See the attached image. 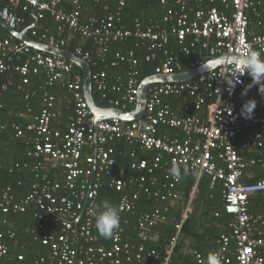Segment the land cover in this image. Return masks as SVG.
<instances>
[{
  "label": "built area",
  "instance_id": "1",
  "mask_svg": "<svg viewBox=\"0 0 264 264\" xmlns=\"http://www.w3.org/2000/svg\"><path fill=\"white\" fill-rule=\"evenodd\" d=\"M4 1L6 5L0 9V19L13 29L23 23L13 11L16 7H21L23 11L31 9L38 21L45 14H49L56 23V34L30 29L29 35L48 45L59 48L69 45L70 40L62 37L67 30L70 39L78 36L82 40H91L101 57L112 41L134 38L147 47L149 53L145 56L146 62L161 57V62L154 69V75L177 74V56L167 48L171 36L180 45L187 38L190 39L183 53L193 60L196 59L198 50L211 59L226 54L246 56L250 46L264 55V22L262 33L248 38V15L256 14L257 11V4L253 0H209L210 3L219 1L230 7L231 13L215 8L204 11L201 8L194 12L191 19L188 0H176L173 6L162 0L165 14L161 23L149 21L145 24L136 20L132 29L119 28L116 25L120 21L119 14L100 20L90 18L82 23L79 0ZM126 1L118 0L119 8L124 7ZM65 2L71 6L69 11L63 7ZM31 50L33 49L10 35L8 38L0 37V72L7 70L6 61L11 62L14 57L19 60L18 55L25 54L24 63L14 67V72L22 78V83H28L30 74H44L46 87L58 85L68 94L73 107L65 132H62L52 126L58 118V113L54 111L58 99L47 91L43 93L40 112L26 126V131L35 135L27 157L37 161L35 172L43 169L42 183L34 185L24 201L16 202L8 190L1 197L0 207L3 213H24L28 205L34 204L39 230L45 227V217H52L60 222L59 235H42L41 243L49 247V255L47 259L42 258L36 264H122L133 259L139 264H171L170 257L182 223L191 212L190 204L182 214L180 224L176 226L177 233L170 241L165 259L158 262L159 253L154 250L147 251L143 245L136 246L125 235L121 224L123 214L134 211L139 194L127 192L128 183L120 179L111 180V186L121 193L117 206L120 229L113 238L108 239V246L99 242L100 238H104L98 234L94 222L98 189L95 181L102 174L109 175L115 166L114 151L106 145L120 139L137 144L140 150L156 152L152 163L141 159L131 164V169L136 173L133 182L143 194L152 195L160 201L176 200L178 194L174 193V189L180 181L169 175V168L173 164L187 167L197 177L208 176L210 187L221 182L224 212L232 217L230 227L235 249H231L228 237H221L213 253L221 257L222 264H231L232 257L235 264H264V218L249 213V198L264 193V179L254 183L244 181L247 170L261 161L245 162L233 145L235 137L242 129L241 121L245 120L236 108L235 94L251 79L247 73L240 76L242 83L231 94L223 80L227 74L233 72L243 74L239 64L221 67L181 83L152 85L144 115L133 122L123 123L94 118L84 97L83 76L74 73L72 63L36 50L32 53ZM74 54L88 64L91 61V52L84 51L80 45L75 48ZM125 60L129 63L126 75H115L111 82L108 81L105 71H91L92 93H97L110 107L123 110L126 107H135L142 82L138 81L137 59L129 53L120 57V61ZM117 65L118 63L112 64ZM189 68L192 70L196 65L191 63ZM7 87L8 85H3L1 90L6 91ZM254 88L259 100L245 126L256 125L259 131L248 139L243 148L264 150V95L258 91L257 86ZM181 95L193 99L195 114L187 116L171 108L167 99ZM13 128L15 138H20L23 135L22 128L16 125ZM169 129L178 130L185 138L170 136L167 132ZM85 148H91L92 154L84 156ZM59 168L65 171L63 183L47 178L46 175L51 170ZM158 169L163 171L168 181L163 186L164 193L153 190L157 182L154 172ZM61 191L65 193L62 194ZM193 194L194 191L190 195L191 199ZM166 211L167 209L156 208L138 217L137 238L140 241L148 240L149 229L165 220ZM13 236L10 234L11 238ZM1 239L3 236L0 234V260L8 255V247ZM17 260L21 262L23 257L18 256ZM195 260V264H204L200 254H195Z\"/></svg>",
  "mask_w": 264,
  "mask_h": 264
},
{
  "label": "trees",
  "instance_id": "2",
  "mask_svg": "<svg viewBox=\"0 0 264 264\" xmlns=\"http://www.w3.org/2000/svg\"><path fill=\"white\" fill-rule=\"evenodd\" d=\"M79 1L81 4L80 20L82 23L90 18L100 20L109 15L116 16L119 14L118 18L120 21L119 23L116 22V25L119 28L132 29L136 20L143 21L145 24H148L149 21L161 23L165 14L161 5L162 0H127L122 8H119L118 0H101L99 2L92 0ZM165 1L171 6L176 2V0ZM253 1L257 4V15L255 13H249L248 15L250 18V25L248 27L249 39L262 33L264 22V0ZM187 2L188 8L191 9L190 19L193 17L194 12L201 8L204 11L215 8L219 11L225 10L231 13L230 7L222 5L219 1L210 3L209 0H188ZM5 5L6 2L0 0V9ZM63 7L68 11L71 9L68 2L63 3ZM13 11L23 20V23L16 28L17 31L21 32L31 25V9L23 11L21 7H16ZM37 29L42 33L44 30H47L48 33L54 35L57 31L56 25L49 14H45L44 18L39 21ZM68 35L69 32L67 30L62 34V37L70 40L69 45L63 47V49L75 53V48L80 45L84 51L91 52V61H89L91 71L93 73L95 71H105L110 82L115 75L122 77L126 75L129 63L127 60L120 61V57L129 53H132L133 57L138 61L136 70L138 71L139 82L153 76L154 69L161 62V57L154 61L146 62L145 56L149 53L147 47L134 38L112 41L107 45L105 54L99 57L97 47L91 40H82L78 36L70 39ZM0 37H9V34L1 27ZM189 41L190 39L187 38L186 42L180 45L174 36H171L167 45V48L177 56L179 63V69L176 70L177 73L191 70L189 68V64L191 63H194L197 67L211 59L199 50L195 60L183 53V49ZM31 52L33 53L34 51L31 50ZM18 56L19 60H17V57H14L13 61H6L7 70L0 72V203L3 193L7 190L16 202H21L30 195L34 185L42 183L43 169L35 172L34 166L37 161L34 158L27 157V152L32 147L35 135L26 131V126L32 122V117L40 112L41 100L45 91L55 97H58V94L63 91L58 85L50 88L46 87L44 74H30L28 76V83L23 84L22 78L14 72V67L23 64L26 60V55L22 54ZM261 58L264 59V55H261ZM113 63H118V65L112 66ZM73 70L74 73L82 76V72L77 66L74 65ZM249 83H251L250 80L247 81L245 86ZM3 85H8L6 91L1 90ZM244 87L236 92L234 98L236 108L240 112L241 106L247 100H254L256 104H258L259 100L254 86L247 92V95L242 96L241 91ZM92 96L98 106L110 107L100 99L97 93L93 92ZM167 102L179 114L182 113L190 116L196 113L193 99L190 97L184 95L174 96L167 99ZM57 105L58 101L54 111L60 115L61 110L62 114L60 115L61 118L56 119V122L52 126L65 132L68 119L73 113V107L69 97L63 101V105ZM56 108H59V112ZM133 108L132 106L126 107V110L131 111ZM245 120L241 121L242 129L235 137L233 145L238 155L243 160L248 161L254 155L247 154L242 149V145L248 141L250 132L249 127H245ZM15 125L20 126L23 130V135L20 138H15L13 128ZM167 132L172 137L185 138L178 130L169 129ZM106 147L113 149L116 164L111 169L109 175L102 174L95 181L98 184L95 216L100 211V206L104 201H108L116 207L118 206L121 193L116 192L111 186V180L120 179L128 183L129 189L127 192H137L139 194L134 211L123 214L124 219L121 221V224L124 227L125 235L136 246L143 245L147 251L154 250L159 253L158 262L165 259V252L169 248L171 239L176 236V226L180 224L182 214L188 204H190L191 212L182 223L176 246L170 257L171 264H195V254H200L205 264L207 255L217 249V242L221 237H228L231 249H235L232 229L230 227L232 217L224 212L221 182H217L213 187H210V178L208 176L202 175L198 178L195 172L182 166L180 167L182 179L174 189V193L178 194V198L176 200L160 201L152 195L143 194L136 187L133 182L136 173L131 169V164L136 160L146 159L149 163H152L156 152L140 150L137 144L130 143L125 139L114 140L108 143ZM89 154H92V149L85 148L83 155ZM185 168L189 170L187 174H184L183 170ZM46 176L50 180L63 183L65 171L62 168L51 170ZM154 176L157 182L153 190L164 193L165 188L163 186L168 181L165 179L163 171L161 169L155 170ZM262 179H264V169L257 168L255 169V176L244 178V181L246 183H254ZM193 191L194 194L191 199L190 195ZM60 193L64 194L65 191H61ZM156 208L167 209L165 220L153 225L149 229L148 240L142 242L137 238V219L142 213ZM249 213L254 216H264V193H258L249 198ZM35 214L36 207L34 204L28 205L24 213L12 211L3 213L0 207V234L3 236L1 242L8 247V255L0 260V264H36L40 259L48 258L49 247L42 245L41 237L46 233L59 235L61 233V224L60 222H56L52 217H45V227L39 230ZM216 214H218L217 217ZM10 234L14 236L11 238ZM100 240L99 242L104 243L106 246L109 245L108 239L100 238ZM185 248L189 249L190 253L188 251L185 252ZM18 256H22L23 261L19 262L17 260ZM122 264L139 263L133 259L130 262H123ZM231 264H235L233 257Z\"/></svg>",
  "mask_w": 264,
  "mask_h": 264
},
{
  "label": "water",
  "instance_id": "3",
  "mask_svg": "<svg viewBox=\"0 0 264 264\" xmlns=\"http://www.w3.org/2000/svg\"><path fill=\"white\" fill-rule=\"evenodd\" d=\"M32 19L33 21L37 22L34 11ZM0 27L3 28L10 36L22 42L31 49L62 58L77 66L81 70L83 76V93L86 103L88 104V108L96 120H118L123 123L133 122L140 119L144 115L145 105L148 99V92L152 85L181 83L195 79L215 69L228 65L238 64L234 62L235 58H237L238 56L226 54L210 59L206 63H203L198 67L186 72L167 76L153 75L143 79L140 83L136 105L133 110L127 111L114 107H100L95 103L92 96L91 68L85 60L63 48L48 45L44 42L35 40L30 37L28 31L32 29L34 25H31L25 30L19 32L16 29L10 28L3 20L0 19Z\"/></svg>",
  "mask_w": 264,
  "mask_h": 264
},
{
  "label": "clouds",
  "instance_id": "4",
  "mask_svg": "<svg viewBox=\"0 0 264 264\" xmlns=\"http://www.w3.org/2000/svg\"><path fill=\"white\" fill-rule=\"evenodd\" d=\"M234 62L240 65L243 74L233 72L225 76L223 80L228 86L227 90L229 94L235 90L237 85L242 83L239 77L247 73L251 79V83L242 89L241 95H247V92L253 86H257L258 91L264 95V59L261 58V53L250 46L247 55L235 58ZM255 107L256 103L254 100H247L241 106V117L245 119L251 118ZM226 110L230 111V109ZM183 171L184 174H187L189 170L185 168ZM169 175L175 178L176 181L182 179L181 169L176 164H173L169 168ZM95 227L98 234L104 239L113 238L114 234L120 229V214L118 208L108 201L102 202L100 211L95 216ZM205 264H222V260L217 253H209L206 257Z\"/></svg>",
  "mask_w": 264,
  "mask_h": 264
},
{
  "label": "crops",
  "instance_id": "5",
  "mask_svg": "<svg viewBox=\"0 0 264 264\" xmlns=\"http://www.w3.org/2000/svg\"><path fill=\"white\" fill-rule=\"evenodd\" d=\"M30 17H31V21H32V23H31V25H34V27L32 28V29H36V30H38L37 28H38V25H39V21L37 20V22H35V21H33V19H32V17H33V11H31V13H30ZM53 21V20H52ZM53 23L56 25V23L53 21ZM30 25V26H31ZM26 29V28H25ZM24 29V30H25ZM40 31V30H39ZM45 31H47V30H44L43 32H45ZM29 32H30V30L28 31V34H29ZM50 34V33H49ZM41 74V73H40ZM39 74V75H40ZM62 91V90H61ZM69 96H68V94L66 93V92H64V91H62V92H60L59 94H58V105L60 104H62L63 105V101H65L67 98H68ZM57 105V106H58ZM57 109V111L59 112V108H56ZM60 112H61V114H62V111L60 110ZM60 114V115H61ZM60 115L58 114V118L60 117ZM57 118V119H58ZM61 118V117H60ZM31 119V118H30ZM29 119V120H30ZM56 122V121H55ZM244 122H246V120L244 121ZM243 122V123H244ZM245 127H249V129H250V132H249V137H248V139L250 138V137H252L253 136V134H255V133H257L258 131H259V127L258 126H256V125H249V126H245ZM246 143V142H245ZM244 143V144H245ZM242 149L243 150H245V152L247 153V154H253L254 155V157L253 158H251V159H249L248 161H245V162H249V161H251V160H256V161H261L260 163H257L256 165H254L253 167H250L248 170H247V175H246V177L245 178H251L252 176H255V169H257V168H263L264 169V150L263 149H258V148H252V149H250V150H246V149H244L243 148V145H242ZM198 178H200V177H198ZM185 211V210H184ZM184 213V212H183ZM252 215V214H251ZM254 216V215H253ZM217 217V216H216ZM256 217H261V218H264V216H262V215H259V216H256ZM185 252H187L188 251V253H190V250L189 249H187V248H185V250H184Z\"/></svg>",
  "mask_w": 264,
  "mask_h": 264
}]
</instances>
